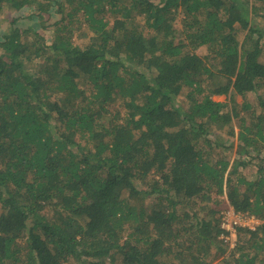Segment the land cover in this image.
<instances>
[{"label":"trees","instance_id":"16d2710c","mask_svg":"<svg viewBox=\"0 0 264 264\" xmlns=\"http://www.w3.org/2000/svg\"><path fill=\"white\" fill-rule=\"evenodd\" d=\"M6 10L43 30L0 32V264H264V0Z\"/></svg>","mask_w":264,"mask_h":264},{"label":"rangeland","instance_id":"374dc122","mask_svg":"<svg viewBox=\"0 0 264 264\" xmlns=\"http://www.w3.org/2000/svg\"><path fill=\"white\" fill-rule=\"evenodd\" d=\"M156 1V0H155ZM27 14H24V12H20V13H17V12H14V11H12V10H6V12L2 15V17L0 18V32H2V33H4V32H6L8 29H9V27H10V20L11 19H13V18H16V19H18L17 20V22L14 24V25H12L14 28H17V29H19L22 33H23V35H26V34H28V38H31V36H30V32H28V33H26V34H24V32L28 29V28H32V29H36V30H38V31H42L43 29L41 28V27H38V22H37V20L36 19H31V20H28V18H27V16H26ZM182 17L179 15L178 16V18L175 20V22H174V27L175 28H179V27H181V24H180V19H181ZM261 23L262 24H264V19L263 20H261ZM237 28H240L239 26H237ZM42 34H43V37H49V35H50V33H49V30H44L43 32H42ZM240 35H242V34H240ZM90 37L91 36H88L87 38H86V41L88 42L89 41V39H90ZM84 42V41H83ZM77 43H79V44H81L82 45V41H78ZM206 49L205 48H200V49H198L197 51H196V54L197 55H199V56H204L205 54H206ZM262 62H264V53H263V55H262V57H261V59H260ZM250 98L251 99H253V95H250ZM212 99L214 100V101H216V102H224V101H226V97L225 96H214V97H212ZM235 102L237 103V104H240V103H242V100H241V98L239 97V96H237V97H235ZM185 101V99H184V97L183 96H181L180 98H179V102L180 103H183ZM227 101H229L228 99H227ZM234 124H235V122H234ZM217 139H220L222 142L224 141V142H227V141H234L233 143H234V146H236V140L235 139H230L229 140V136L227 135V129H222V130H220V132H217ZM234 149H235V147L232 149V150H230L231 151V157H233V155H234ZM253 162H251L250 163V165L249 166H247L246 168H244L242 171H243V173L245 174V175H247V177H249L248 179H252L253 178V175H254V173H255V168H254V164H252ZM208 207L211 209H214V211L216 212V213H218V215L220 216L221 214H222V216H223V213L226 211V210H228L229 208H231L230 206H229V203H228V201H227V199H226V197L225 196H212V198H211V200H209L208 201ZM220 212V213H219ZM243 223V222H242ZM246 225H249L250 227H255V226H257L258 224H259V220H256V219H253V220H251V221H249L248 222V220L247 221H245L244 222ZM221 226V225H220ZM222 236L224 237V240L225 241H228V243H229V248H233V246H234V244H235V232H234V235L233 236H230V235H228L226 232H225V230H224V234H222Z\"/></svg>","mask_w":264,"mask_h":264},{"label":"built area","instance_id":"2783aa9c","mask_svg":"<svg viewBox=\"0 0 264 264\" xmlns=\"http://www.w3.org/2000/svg\"><path fill=\"white\" fill-rule=\"evenodd\" d=\"M253 217H247L244 214L236 213L233 211L232 208H229L223 213V216L221 217V229L225 230V232L233 236L235 232L236 227H248L250 229H253V227H250L249 225H246L244 222L248 220H253ZM243 222V223H242Z\"/></svg>","mask_w":264,"mask_h":264}]
</instances>
